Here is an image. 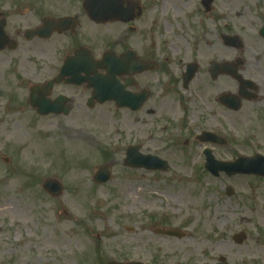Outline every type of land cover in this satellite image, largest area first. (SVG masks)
<instances>
[{"label": "rangeland", "instance_id": "rangeland-1", "mask_svg": "<svg viewBox=\"0 0 264 264\" xmlns=\"http://www.w3.org/2000/svg\"><path fill=\"white\" fill-rule=\"evenodd\" d=\"M83 1L0 3L58 7L65 13ZM246 6L248 22L259 27L264 0H250ZM235 16L223 23L238 31ZM255 36L256 31L249 35ZM22 53L11 57L22 59ZM28 56L22 68L14 67L18 75L0 66V208L7 211L0 216V264H219L221 258L227 264H264V177H212L204 169V149L194 147L193 140L184 145L186 133L179 140L164 135L162 124L181 113L163 120L159 115L153 140L134 114L112 104L89 110L82 102L68 117L38 116L28 104L26 88L51 75L39 70L35 53ZM241 119L207 117L200 118L202 124L194 123L201 129L211 125L231 141V147L211 149L217 160L264 156V119L257 111ZM71 135L75 137L69 139ZM139 142L145 144L142 154L167 161L170 169L153 173L127 167V148ZM176 145L180 148L171 149ZM104 166L112 179L98 185L94 177ZM47 179L63 185L60 198L43 190ZM187 184L195 188L192 197H200L196 205L188 204ZM229 188L235 191L230 198ZM209 216L214 222L205 226ZM163 220L185 237L155 235ZM241 233L245 240L239 245L233 237ZM64 235L68 238L60 244Z\"/></svg>", "mask_w": 264, "mask_h": 264}, {"label": "flooded vegetation", "instance_id": "flooded-vegetation-1", "mask_svg": "<svg viewBox=\"0 0 264 264\" xmlns=\"http://www.w3.org/2000/svg\"><path fill=\"white\" fill-rule=\"evenodd\" d=\"M249 2L122 0V17L99 23L89 17L84 2L75 3L78 7L65 13L58 7L1 2L0 66L18 75L17 67L22 68L28 54L35 53L39 70L51 75L37 85L59 78L48 98H65L61 111L70 107V115L82 102L88 109L90 103L95 107L115 106L113 102L99 104L92 87L97 76L93 73L97 70L106 80L113 65L118 68L117 110L134 114L137 122L149 129L150 139L158 131L159 115L163 120L181 113V117L162 124L164 135L179 140L186 133V146L193 140L197 144L194 147L203 149L231 147V141L211 125L201 129L194 123L202 124L200 118L207 117L243 120L256 111L264 119V62L260 58L264 59V21L259 27L248 22ZM234 14L239 32L223 23L226 17L231 21ZM261 18L264 20V14ZM37 29L44 36L29 38L27 33ZM255 31L257 36L249 37ZM19 51L23 52L22 59H13L11 56ZM75 63L87 66L92 73L75 75ZM63 72L65 76H61ZM26 75L27 71L21 73ZM21 81L24 85L29 82ZM144 147L142 142L134 145L135 149ZM176 148L180 147L171 146ZM163 221L156 226L155 235L175 238L164 234L175 227Z\"/></svg>", "mask_w": 264, "mask_h": 264}, {"label": "water", "instance_id": "water-1", "mask_svg": "<svg viewBox=\"0 0 264 264\" xmlns=\"http://www.w3.org/2000/svg\"><path fill=\"white\" fill-rule=\"evenodd\" d=\"M115 0H87L89 7L91 8V11L93 12L94 17H98L99 20L103 17L101 15H98L97 12H100L102 10V3L104 2H110L114 3ZM118 11V8L114 9L112 7V12ZM111 12V16H112ZM3 44L2 39H0V45ZM76 67L74 70V74L78 75L81 72H86V74L92 73L87 71V67H83L81 64H74ZM108 79L103 80L101 77H95L93 79V87L96 90V97L100 100V102H105L109 100H114L117 102L119 100L118 95V87L116 86L115 76L118 74V68L111 65L109 68L108 73ZM49 88L53 86V82L50 83ZM34 90V89H33ZM37 90V89H36ZM58 106L54 103H51L50 101L43 99H39L36 96L31 97V105L33 108H38V111L41 114H49V113H59L61 112V105L63 102H59ZM119 106V105H118ZM64 113H68V110H63ZM205 155L207 157L206 162V169L215 177H219L221 173L227 174L229 177H233L235 175H256L260 177H264V157L261 155H256L252 158H240L232 163H226V162H218L215 160V158L212 155V152L210 150H207L205 152ZM125 164L133 167V168H144L147 170H161L166 171L168 169L167 162H164L162 160H159L158 158L153 157H139V154L137 152V149H132L128 153L127 160L125 161ZM111 179V173L109 172L108 167H101L98 169V173L95 176V181L97 183H106ZM44 189L48 191L51 195L55 197L61 196L63 193V187L61 184L56 180H47L44 185ZM233 189L228 190V194H233ZM165 235L169 236H177L181 238V235L178 234L176 231H169L167 233H164ZM243 241V235H240L237 238L238 243H242ZM110 264H123V263H110ZM126 264H140V263H126Z\"/></svg>", "mask_w": 264, "mask_h": 264}, {"label": "bare ground", "instance_id": "bare-ground-1", "mask_svg": "<svg viewBox=\"0 0 264 264\" xmlns=\"http://www.w3.org/2000/svg\"><path fill=\"white\" fill-rule=\"evenodd\" d=\"M239 14H241V13H239ZM73 137H75V136H73V135H71V136H69V139H72ZM38 151H39V149H38ZM195 191V188H194V186H192L191 184H187L186 186H185V191H184V193H185V195L188 197L187 199H189L188 200V204L189 205H196V204H198V202L200 201V197H196L195 199L192 197V193ZM255 192V191H254ZM7 213V211H6V208H0V216L1 215H4V214H6ZM215 219V218H214ZM214 219L212 218V216H209L207 219H206V221H205V223H204V225L205 226H211L212 224H213V222H214ZM192 234V233H191ZM65 238H68L66 235H64L63 237H60V239L58 240V241H60L59 243L60 244H64V242H65ZM192 248V251L191 252H194V249H193V247H191Z\"/></svg>", "mask_w": 264, "mask_h": 264}]
</instances>
